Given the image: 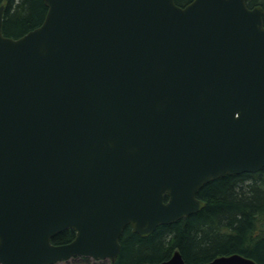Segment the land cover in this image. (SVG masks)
Here are the masks:
<instances>
[{"label": "water", "instance_id": "95a60500", "mask_svg": "<svg viewBox=\"0 0 264 264\" xmlns=\"http://www.w3.org/2000/svg\"><path fill=\"white\" fill-rule=\"evenodd\" d=\"M247 1L44 0L20 38L0 5V264L115 263L127 226L149 237L205 208L204 185L264 168V8Z\"/></svg>", "mask_w": 264, "mask_h": 264}, {"label": "trees", "instance_id": "16d2710c", "mask_svg": "<svg viewBox=\"0 0 264 264\" xmlns=\"http://www.w3.org/2000/svg\"><path fill=\"white\" fill-rule=\"evenodd\" d=\"M192 1L175 0L181 7ZM2 4L6 7L3 33L11 38H20L39 27L48 10L44 0H0ZM255 6L264 8V2L248 0V7ZM197 197L206 202L205 208L172 224L160 225L149 237L126 227L115 264H158L170 259L175 251L187 264H205L232 254L264 264V168L214 180L204 185ZM74 238L75 231L66 230L52 243L67 244Z\"/></svg>", "mask_w": 264, "mask_h": 264}, {"label": "rangeland", "instance_id": "374dc122", "mask_svg": "<svg viewBox=\"0 0 264 264\" xmlns=\"http://www.w3.org/2000/svg\"><path fill=\"white\" fill-rule=\"evenodd\" d=\"M264 2V0H262ZM111 264L110 261L108 260H94V259H91V258H85V259H82V258H77V259H70L68 260L67 262H60V263H57V264Z\"/></svg>", "mask_w": 264, "mask_h": 264}, {"label": "bare ground", "instance_id": "6f19581e", "mask_svg": "<svg viewBox=\"0 0 264 264\" xmlns=\"http://www.w3.org/2000/svg\"><path fill=\"white\" fill-rule=\"evenodd\" d=\"M250 259V258H249Z\"/></svg>", "mask_w": 264, "mask_h": 264}, {"label": "flooded vegetation", "instance_id": "af4514ba", "mask_svg": "<svg viewBox=\"0 0 264 264\" xmlns=\"http://www.w3.org/2000/svg\"><path fill=\"white\" fill-rule=\"evenodd\" d=\"M116 263V262H115Z\"/></svg>", "mask_w": 264, "mask_h": 264}]
</instances>
